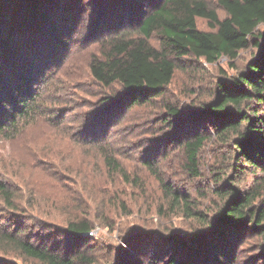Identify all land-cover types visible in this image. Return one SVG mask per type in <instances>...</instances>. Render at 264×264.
I'll list each match as a JSON object with an SVG mask.
<instances>
[{
  "label": "rangeland",
  "instance_id": "rangeland-1",
  "mask_svg": "<svg viewBox=\"0 0 264 264\" xmlns=\"http://www.w3.org/2000/svg\"><path fill=\"white\" fill-rule=\"evenodd\" d=\"M73 2L75 10L68 7L58 15L64 27L57 28L60 43H44L48 65L41 64V78L33 87L37 94L31 102L36 104L33 111L16 118L9 136L0 134V185L9 196L6 199L0 193V234H19L18 238L60 255L82 254L88 259L85 264H167L163 251L156 254L159 237L174 235L189 241L208 229L181 211L167 209L160 187L143 161L157 159L156 170L162 179L187 193L197 211L216 217L221 202L212 193V180L223 151L212 140L205 142L199 153L200 175L190 176L175 141L177 132L163 124L164 106L187 111L195 108V100H209L215 80L224 74L235 75L254 59L255 50L240 51L233 68L225 57L212 64L200 60L196 67L183 59L175 61L173 79L163 96L120 109L109 103L122 93L121 87L100 85L91 77L89 63L92 57H100L101 39L122 31L135 35L134 28L117 27V17L104 22L106 16L111 17L100 13L98 0ZM207 2L220 19L225 16L217 0ZM67 4L72 5V0ZM9 5V16L18 14L16 5ZM197 27L211 30L202 19H197ZM258 31L264 32V28L259 26ZM150 44L158 48L159 40L153 37ZM1 55L0 51V61ZM98 119L111 124L96 127L97 138L103 137L100 148L95 144L100 140L86 136ZM100 149L111 151L130 179L136 178V184L108 171ZM69 221L91 225L86 244L80 245L66 231ZM256 242L253 235H247L236 243L235 252L240 251L236 264L255 254ZM0 264L40 263L3 245Z\"/></svg>",
  "mask_w": 264,
  "mask_h": 264
},
{
  "label": "trees",
  "instance_id": "trees-1",
  "mask_svg": "<svg viewBox=\"0 0 264 264\" xmlns=\"http://www.w3.org/2000/svg\"><path fill=\"white\" fill-rule=\"evenodd\" d=\"M73 1L67 6L68 0H0L2 136H9L17 117L25 118L33 111L36 104L31 102L37 97L33 87L41 78V64L48 65L44 43H60L57 28L63 26L59 18L68 7L76 9ZM98 2L100 13L111 17L106 16L104 22H113L117 17V27L126 25L123 29L134 28L135 32L132 35L122 31L101 39L100 57H92L89 63L90 75L96 82L121 87L122 93L109 103L118 104L115 107L120 109L163 96L173 79L175 61L183 59L196 67L200 60L212 64L225 57L233 68L240 51L255 50L254 59L243 68H236L235 75L224 74L215 80L209 100H195V108L187 111L170 104L164 106L163 124L177 132L175 141L182 150L183 168L190 176L200 175L199 153L205 142L212 140L223 151V160L212 180V193L221 202L217 216L197 211L187 193L162 179L156 170L157 159L144 160L143 165L157 181L170 212L181 211L208 229L189 241L174 235L159 237L156 254L163 251L167 264H236L240 251L235 252V245L247 235H253L257 242L252 250L255 254L243 264H264V32L258 31L259 26L264 28V0H217L225 13L221 19L207 0ZM9 3L16 5L18 13L12 17ZM197 19L205 20L211 30H200ZM153 37L159 40L158 48L150 44ZM101 121L98 119L86 135L92 141L100 140L95 143L99 148L103 137L97 138L96 127L111 125ZM100 150L108 171L136 184V178L130 179L111 151ZM0 193L9 198L3 185ZM162 206H158V211ZM91 229L87 221H69L66 227L80 245L86 244L84 239ZM18 236L1 233L0 246H10L40 264L88 263L82 254L60 255ZM173 246L171 253L164 251Z\"/></svg>",
  "mask_w": 264,
  "mask_h": 264
}]
</instances>
